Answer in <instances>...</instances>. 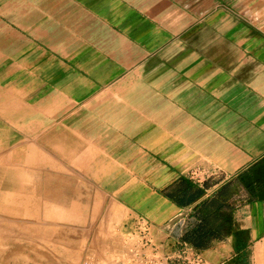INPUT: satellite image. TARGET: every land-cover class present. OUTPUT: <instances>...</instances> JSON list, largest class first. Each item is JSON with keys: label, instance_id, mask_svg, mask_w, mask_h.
I'll use <instances>...</instances> for the list:
<instances>
[{"label": "crops", "instance_id": "obj_1", "mask_svg": "<svg viewBox=\"0 0 264 264\" xmlns=\"http://www.w3.org/2000/svg\"><path fill=\"white\" fill-rule=\"evenodd\" d=\"M23 12L24 59L40 65L0 66V92L3 76H25L30 87L9 92L28 104L32 75L56 76L66 86L52 91L119 140L103 151L108 170L136 173L121 183L154 244L264 264V0H24ZM74 121L76 153L98 163L84 150L93 127Z\"/></svg>", "mask_w": 264, "mask_h": 264}, {"label": "rangeland", "instance_id": "obj_2", "mask_svg": "<svg viewBox=\"0 0 264 264\" xmlns=\"http://www.w3.org/2000/svg\"><path fill=\"white\" fill-rule=\"evenodd\" d=\"M23 8L24 0H0V66L4 69L9 64L21 69L27 66L26 70L31 72L40 61L24 59ZM48 71H56L55 66H50ZM32 78V94L38 97L46 111L53 115L57 106L64 107V114L55 122L78 117L81 124L93 127L96 139L86 138L84 143L88 148L84 150L98 163L92 162L85 168L100 167L109 172V179L119 180L96 183L79 167L67 164L50 144H42L39 134H31L30 129L39 121L42 123L44 115L40 117L37 113V117L32 115L11 122L0 118V264H123L136 251V237L133 235V240L130 231L134 229L137 233L140 227L137 220L144 218L129 206L134 202L131 190L135 189L129 183H121L123 179L134 180L136 173L108 170L111 165L107 163L111 160L103 151L119 140L108 139L110 129L103 123V115L96 114L95 109L91 111L84 102L69 107L74 103L72 93L52 91L66 86L58 82L56 76L32 75ZM15 80L19 82L18 89L30 87L25 83V76H3L1 81L7 88V96H10ZM25 126L27 130L23 128ZM75 130H80L79 122ZM16 154L19 160H16ZM30 158L35 162H26ZM12 172L25 182L29 175L38 177V181H33L37 183V191H30L31 183L17 184L14 174L10 175ZM59 178L65 179L66 183H57ZM41 214L44 218L39 216ZM123 214L135 217L132 230L120 221Z\"/></svg>", "mask_w": 264, "mask_h": 264}, {"label": "bare ground", "instance_id": "obj_3", "mask_svg": "<svg viewBox=\"0 0 264 264\" xmlns=\"http://www.w3.org/2000/svg\"><path fill=\"white\" fill-rule=\"evenodd\" d=\"M28 104H26L25 101H23V100H19L18 98H14V97L13 98H10V96H7L6 93L0 92V118L7 119L9 122H11V121H18V120H21V119H27L29 117L31 118L32 115H34L35 117H37V115H36L37 113L38 114H41L40 117H42V115H44L43 116L44 117V121L42 123H40L41 121H39V124H37V121H36V123H35V125L37 124L36 127L33 128L31 126L33 128V129H30L31 130V134H39V136H40V142L42 144H44V145L46 143L48 145L50 144L52 146V148L57 152V154L59 156H61L63 159L66 160V163L67 164H71L72 166L79 167L81 169L82 173L84 175H86L87 177H89L92 181H94L96 183H103L104 182V179L98 177L100 174H102V172H97V170L96 171H91L90 169L85 168L89 164V156L86 155L85 157H83L81 159V157L79 158V156H78L79 153H76V152L79 151L78 145L80 144V141L78 139V134H77V132H79V131L75 132L76 123H75L74 120H75L76 117H73L71 119H64V120H62L60 122H55V120H56V118H58V116H61V115L64 114V112H65L64 111V107L61 108V107H58L57 106V108H58L57 112L52 115L48 111H46L44 107H42L40 105L39 100L37 101L35 99V100H32L31 102L29 101ZM50 108H51V106H50ZM45 124L47 126L43 127ZM23 128H24V130H27V126H25ZM30 130H28V131H30ZM35 138H37V137H35ZM87 148H88V146H87ZM10 155H11V153H10ZM10 155H9V157H10ZM15 156H16V160H19V156L17 154ZM26 162H28V163H34L35 161L32 158H30V159L26 160ZM12 174L15 175V176L13 175V177H14L13 179H15V177L17 179V176L18 175L15 174L14 172L10 173V175H12ZM41 177H42V175H41ZM26 180L28 182L23 181L22 178L20 180L17 179L16 183L17 184L18 183H31L30 184L31 186L29 187L30 191H33V192L34 191H37V188H36V184L37 183H34V182L36 180L38 181V177H36L35 175H29V176H27V179ZM44 183H46V180H44ZM57 183H66V180L65 179H62V178H59ZM12 189H14V188L12 187L11 190ZM39 194L42 195L43 193L40 192ZM26 206H28V205H26ZM39 208L40 207L38 206V209ZM46 210H48V209L46 208ZM39 213H40V211H39ZM24 214H25V212H24ZM35 214H36V212H35ZM42 215L43 214H41L39 216L42 217ZM42 218H44V217H42Z\"/></svg>", "mask_w": 264, "mask_h": 264}, {"label": "built area", "instance_id": "obj_4", "mask_svg": "<svg viewBox=\"0 0 264 264\" xmlns=\"http://www.w3.org/2000/svg\"><path fill=\"white\" fill-rule=\"evenodd\" d=\"M136 233L137 243L134 256L123 264H209L200 252L184 243L176 242L168 247H161L152 242L148 223L139 218Z\"/></svg>", "mask_w": 264, "mask_h": 264}]
</instances>
